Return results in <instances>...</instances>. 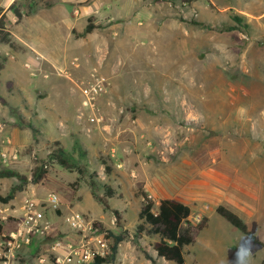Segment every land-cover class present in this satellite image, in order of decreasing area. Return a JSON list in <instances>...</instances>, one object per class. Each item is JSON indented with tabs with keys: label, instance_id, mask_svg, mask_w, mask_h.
<instances>
[{
	"label": "rangeland",
	"instance_id": "rangeland-1",
	"mask_svg": "<svg viewBox=\"0 0 264 264\" xmlns=\"http://www.w3.org/2000/svg\"><path fill=\"white\" fill-rule=\"evenodd\" d=\"M1 16L12 39L0 44V172L26 180L0 177V194L21 185L13 209L26 197L60 196L58 212L46 211L53 237L32 249L31 264L51 239L72 235L75 212L101 231L129 232L102 264H174L148 259L145 251L157 256L156 237L136 236L143 192L155 210L172 197L191 205L192 223L208 217L184 249L185 264H264V245L216 212L229 206L264 243V0H0ZM82 37L90 38L86 48ZM119 59L115 87L110 68ZM128 116L151 118L152 136L120 152L106 136ZM57 140L116 192L110 209L89 178L49 158ZM76 140L89 145L87 157ZM42 165L48 171L37 182ZM16 227L4 223L6 233Z\"/></svg>",
	"mask_w": 264,
	"mask_h": 264
},
{
	"label": "trees",
	"instance_id": "trees-1",
	"mask_svg": "<svg viewBox=\"0 0 264 264\" xmlns=\"http://www.w3.org/2000/svg\"><path fill=\"white\" fill-rule=\"evenodd\" d=\"M13 6V4H12ZM11 6V7H12ZM14 13L17 17V21H20L23 14L20 9H14ZM235 20L239 22L242 20L239 16H234ZM94 26L90 22L87 24L84 34L90 33ZM233 29V28H230ZM12 34L7 27L4 16L0 17V44L11 42ZM1 66V65H0ZM12 82L8 83L9 89H11ZM0 100L5 102L3 98ZM56 148L49 154V158L62 165L66 169L76 171L78 173V179L82 180L89 178L91 186L102 189L104 194L99 196L94 192L95 199L101 203L105 209H110L108 198L113 197L116 192L112 187L100 184L92 174L89 172V166L86 161L75 158L73 155L68 154L62 147L60 141H54ZM75 149L82 155L87 157V148L80 140L75 141ZM87 159V158H86ZM106 165L108 172L111 171V167L107 162H103ZM47 168L42 166H36L33 172V178L35 181H40L47 173ZM0 177H19V179L26 180L25 177L18 175L12 170H3L0 172ZM23 183V181H22ZM21 189V185H17L5 196L0 194V204H8L14 199L15 193ZM144 202L140 211L138 212L139 224L136 229V236L142 237L143 235L149 237H156L155 242L152 244L153 250L156 252V257L150 255L145 251L146 257L156 263V258H163L168 262L174 264H185V252L184 249L187 245L194 243L198 234L207 226L208 217H203L198 224H194L191 221L192 209L190 205L185 202L171 197L162 198L159 202L157 210L154 209V200L146 193L143 192ZM116 217L117 226L121 227V213L117 209L112 210ZM216 212L225 218L233 226L240 229L246 234L254 243L264 245V243L249 229L248 223L234 210L225 204H219L216 206ZM108 237L111 239L110 254L105 257H96L89 264H102L108 263L114 260L120 243L125 241L129 232L125 230L120 234H115L111 230H106ZM4 223L0 219V242L5 238Z\"/></svg>",
	"mask_w": 264,
	"mask_h": 264
},
{
	"label": "built area",
	"instance_id": "built-area-1",
	"mask_svg": "<svg viewBox=\"0 0 264 264\" xmlns=\"http://www.w3.org/2000/svg\"><path fill=\"white\" fill-rule=\"evenodd\" d=\"M59 204L60 196L56 193H51L48 201L43 202L34 196L26 197L15 209L9 203L0 204L3 223L13 222L17 226L15 230L7 232L0 242V263L31 264L29 259L34 255L32 249L38 248L40 240L53 237L51 218L46 211L50 206L57 213ZM67 221L72 235L51 239L48 252L40 251L37 254L36 264H71L74 261L89 264L96 257H105L110 252L108 232L95 228L94 220L87 214L75 212Z\"/></svg>",
	"mask_w": 264,
	"mask_h": 264
},
{
	"label": "crops",
	"instance_id": "crops-1",
	"mask_svg": "<svg viewBox=\"0 0 264 264\" xmlns=\"http://www.w3.org/2000/svg\"><path fill=\"white\" fill-rule=\"evenodd\" d=\"M73 26L74 25H71V27H69L68 32L70 29H72ZM81 39H83V41L80 44L81 47L86 48L85 46H87L90 38L82 37ZM120 62H121V59H119V63H118V61L115 64L112 63L111 65L114 67L112 69L110 68V73L112 74V78H114L116 81V83L114 84L115 87L120 86L119 85L120 83L117 82V80H116V77L119 73L118 68L121 66ZM105 71H107V69H105ZM167 80H169V79H167ZM176 80L179 81V79H176ZM124 118L126 119L128 124H131L130 121L132 119V116H128L129 119H127L126 117H124ZM124 118H122V120L120 121V125L118 126V128L116 130H113V133L110 136H106L107 139L109 138L108 141H110L120 152L124 151L126 149H132L134 147L143 146V144L145 142L144 138L147 139V138L152 136L151 123L153 121L151 118H147L146 120H141L137 116L136 119L131 121V122H133L134 125L131 124L130 127H128V125L127 126L123 125L124 124L123 123ZM90 140L93 142V144H96V142H98L100 139H99V136H97L94 138H90ZM81 142L84 144V146H89L86 144V142H84V141H81ZM146 144L148 145V144H150V142H148ZM181 201L190 205L189 203H187L184 200H181ZM190 207H191V205H190ZM191 209H192V207H191ZM4 234L6 235V233H4ZM35 246H37V245H35ZM34 248L36 250V247H34ZM154 257H156V256H154Z\"/></svg>",
	"mask_w": 264,
	"mask_h": 264
}]
</instances>
